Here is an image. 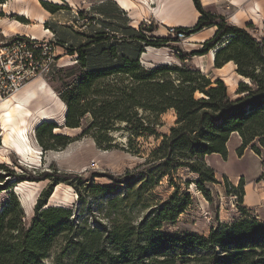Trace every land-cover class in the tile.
<instances>
[{
  "label": "trees",
  "instance_id": "16d2710c",
  "mask_svg": "<svg viewBox=\"0 0 264 264\" xmlns=\"http://www.w3.org/2000/svg\"><path fill=\"white\" fill-rule=\"evenodd\" d=\"M10 1L0 0V6ZM192 1L200 15L197 23L176 30L186 39L212 28L216 31L199 50L183 54L181 66L146 69L141 65L145 48L161 49L180 41L178 37L156 36L154 23L137 31L127 26L123 17L122 38H116L114 31L94 28L92 22L86 24L90 35L81 34L83 37H78L75 30L57 28L59 23L54 21H47L44 27L54 35L56 46L73 60L63 70L62 85L57 90L67 108L64 127L81 130L80 137H90L98 148L109 151L118 148L110 136L118 131L117 125L125 124L131 138L158 135L141 113L156 120L173 110L176 125L150 154L147 167L136 175L161 171V181L179 169H188L198 176L197 188L207 192L206 185L217 184L218 180L205 158H226L233 135L241 140L240 154L249 147L256 154L264 150V39L256 37L253 25H231L224 17L206 10L200 0ZM41 4L51 14L61 10L46 2ZM107 7L110 9L101 12L107 17L104 22L111 19L113 24L117 20L116 5L108 1ZM0 17H4L2 11ZM17 20L28 24L23 17ZM213 50H217L215 69L234 63L236 74L250 81L239 83L236 99L231 98L223 80L213 82L189 64L191 58L206 56ZM57 129L53 122L37 127L35 137L44 151L63 150L74 141L65 134H56ZM73 179L77 176L49 172L41 177L22 175L0 165V193L27 181H52L41 194L29 224L13 194L2 208L0 264H44L60 238L68 240L56 264H65L67 257L68 264H264V222L258 219L218 225L206 237L163 232L164 225L174 223L190 204L189 196L178 197V186L163 206L149 212L137 226L105 225L80 230L71 220L70 210L46 207L54 188L62 183L73 185ZM111 179L124 185L129 178ZM243 186L241 180L239 187Z\"/></svg>",
  "mask_w": 264,
  "mask_h": 264
},
{
  "label": "rangeland",
  "instance_id": "374dc122",
  "mask_svg": "<svg viewBox=\"0 0 264 264\" xmlns=\"http://www.w3.org/2000/svg\"><path fill=\"white\" fill-rule=\"evenodd\" d=\"M108 1L116 5L117 20L113 24L111 19L105 23L107 17L101 13L103 9H110L107 7ZM126 1L130 4V10L123 8L117 0H23L18 3L13 0L12 3L15 4V7H20L21 12H24L22 10L26 11L27 8H33L31 5L33 3L39 13L51 18L50 22H53L54 18V22L59 23L57 28L66 31L75 30L78 37H83L81 34L90 35V27H86V24L92 22L94 28L106 33L114 31L116 38H122L125 34L123 30L125 29L124 18L127 20V26L137 31H141L143 25L149 27L154 23L155 35L160 38L168 37L169 27L157 19L154 12L159 9L162 3L165 5L166 0ZM200 1L206 10L224 17L231 25L233 22L230 21H233L232 19L236 16L241 18V22L247 21L245 24L234 26L247 28L251 24L256 37L264 39V0ZM42 2L59 6L61 10L56 14H51L43 8ZM183 5L187 10L185 0H183ZM250 5H255V9L258 11L257 19L249 17ZM10 8V6L8 8L0 7V11L10 22H19L17 20L19 15L10 14L12 13ZM5 10L10 13H4ZM243 10L246 12L240 13ZM24 14L26 15V12ZM81 14L84 15L81 16ZM191 17L188 14V19ZM179 18L183 17L179 16ZM24 19L28 21V24L25 25H31L30 32H34L33 35L43 36L46 33L44 25L41 26L35 16L24 17ZM33 26L35 27L33 28ZM11 32L16 33L14 30ZM32 34L30 33V35ZM210 35L211 31H208L201 34L200 37L204 39ZM45 36L48 35L45 34ZM192 37L182 38L179 42L161 49L149 50V48H145L144 53L140 56L141 65L146 69H154L163 65L181 66L180 58L183 54L201 48V44L195 42ZM47 38L49 39V37ZM216 51H210L203 57L195 56L190 59L189 64L198 70H200L199 66L206 68L207 63L212 59V54L215 59ZM56 55L59 66L57 71L55 70L56 74L48 79L33 80L17 94L18 96H15L21 97L27 90L44 83L47 92H38V99L32 104L37 105L38 101L43 99L46 102V107L53 108L51 111L53 117L40 120L32 128H29L31 121L25 111L28 109L27 107L19 106L15 110L14 120L10 124L4 123V113H0V165H5L18 174H30L35 177H41L47 172L77 176V179L72 180L73 185L64 183L57 185L46 207H64L70 210L71 220L80 230H93L105 225L108 227L137 226L149 212L163 206V203L171 197L175 192V187L178 186V197L182 199L189 196L190 204L174 223L169 222L164 225L162 231L165 233H194L206 237L218 225L232 224L242 219H258L264 222V150L261 149L260 153L256 154L249 147L240 154L238 150L241 147V140L239 136L233 135L227 145L228 156L226 158L220 155L205 158L207 166L215 171L218 180L217 184L206 185L207 192H202L197 188L195 181L198 176L188 169H179L174 172L171 178L166 176L161 181L158 179L162 174L161 171L137 176V173L143 172L147 167V160L160 145L162 137L168 135L171 128L176 125V113L169 110L156 120L152 116L149 117L148 114L141 113L148 117L152 128L158 135L131 138V131L127 129L126 125L119 124L117 125L118 131L110 134L118 148L109 151L100 149L90 137H80L81 130H67L64 127L67 108L60 100L57 90L62 85L63 70L68 68L73 60L59 48L56 50ZM205 72V75L213 82L217 80L214 75L217 72L215 69L211 68ZM222 75L226 79L225 84H228L226 86L232 99L237 98L236 91L240 82H250L237 76L236 70L227 69ZM59 102L65 106L64 113ZM0 104H2L1 101ZM43 122L55 123L59 127L55 130L56 134H65L74 141L63 150L44 151L35 137L37 127ZM111 178L129 179L124 185H118ZM241 180L244 184L243 189L239 187ZM51 184L50 180L27 181L15 185L12 190L1 192L0 212L13 194L20 201L25 212L26 223L29 224L35 215V207L41 199V194L49 189ZM240 191L241 194L238 193ZM66 240L68 239L60 238L58 240L44 264H56L58 255L66 246ZM64 263H70V258H65Z\"/></svg>",
  "mask_w": 264,
  "mask_h": 264
},
{
  "label": "built area",
  "instance_id": "2783aa9c",
  "mask_svg": "<svg viewBox=\"0 0 264 264\" xmlns=\"http://www.w3.org/2000/svg\"><path fill=\"white\" fill-rule=\"evenodd\" d=\"M168 36L184 38L171 27ZM57 49L54 35L51 39L38 40L28 35H7L0 30V97L11 98L33 80L54 76L59 67Z\"/></svg>",
  "mask_w": 264,
  "mask_h": 264
},
{
  "label": "crops",
  "instance_id": "0c3cea01",
  "mask_svg": "<svg viewBox=\"0 0 264 264\" xmlns=\"http://www.w3.org/2000/svg\"><path fill=\"white\" fill-rule=\"evenodd\" d=\"M12 1L13 0H11L10 2H8L9 4L8 3L6 4L7 5L6 8H8L9 6L11 7L10 9H12V13L6 12V10H5L4 13H6V14H9V13L10 14H16V15H19V17H23V18L24 17H28L29 18V17H34L35 16V18L37 19V21L38 22L40 21L39 23H40L41 26L44 25L47 21H50V19H51V18H48L45 15H42L41 13H39L37 7L32 2H31L32 3L31 5L33 6V8H30V9L27 8L26 11L25 10H22L24 12H21L20 7H15V4L12 3ZM185 1H186V4H187V7H188L187 8V13H186L187 16L186 17H183V18H179V16L176 15V12L178 11V8L176 7L174 9L173 7H171V10L170 11L171 12L174 11L175 12V15L169 16V18H167V20H166L167 22H163V23H165L168 27H170V26L171 27H184V28L193 27L197 23L200 15L196 11L192 0H185ZM163 5H164V3L161 4V6H163ZM4 6H2V7H4ZM254 6L255 5H250L249 6V8H251V9L248 12V14H249V17H256V19H257V14L252 13V9H255ZM25 12H26V15L24 14ZM243 12H246V11L245 10L240 11V13H243ZM188 14H190L192 16L189 19H188ZM157 19H159V18H157ZM159 20L162 21L161 19H159ZM232 20L233 21H230L231 23L233 22L232 25H238L239 26V25H242V24L247 23V21L241 22L242 20L238 16L234 17ZM53 21H55L54 18H53ZM19 24H21V22ZM15 25H16V22H10L9 20L6 19V17H0V30H2L7 35L14 34V33L11 32L12 30H14V31H16L15 34L23 35V36L24 35H28V36H31V37H33L35 39H38V40L48 39L47 37H49V39H50V37H53V34L49 30H47L46 33L44 32L48 36H45V34H43V36H36V35H33L32 34L34 32H30L31 31L30 30L31 29V25H25V24L24 25L21 24V26H19L18 24H17V26H15ZM34 27L35 26H33V28ZM208 31H211V35L208 36L207 38L202 39L200 37V35L203 34L204 32H208ZM215 31H216L215 28L206 30L204 32H201L199 34L194 35L192 37V39H195L194 40L195 42L202 44L205 41L211 39L214 36ZM30 33L32 35H30ZM59 49H61V48H59ZM230 66H232V68H229ZM198 68L204 74L206 73L205 70L207 71V70H210L211 68L215 69L214 68V57H213V59L210 60V62L207 63L206 68H203V66H199ZM227 69H232V71H235L236 70V66L233 63H229V64H227L226 66H224L221 69H215L217 72L214 75L216 76L217 79L219 78V79L223 80L226 83V79L222 75V73H224ZM226 85H228V84H226ZM15 96H18V95H15Z\"/></svg>",
  "mask_w": 264,
  "mask_h": 264
},
{
  "label": "bare ground",
  "instance_id": "6f19581e",
  "mask_svg": "<svg viewBox=\"0 0 264 264\" xmlns=\"http://www.w3.org/2000/svg\"><path fill=\"white\" fill-rule=\"evenodd\" d=\"M14 1L16 3H18V2H22L23 0H14ZM117 1L119 2V4L123 8H125L126 10H130V4L126 0H117ZM144 1L146 2L147 0H144ZM235 1H237V0H235ZM4 7H6V5ZM171 7H173L174 9L176 7L178 8L179 12L178 11H177L178 13L176 12V15H178V16L184 17L187 13V10H186L185 6L183 5V0H167L165 5L160 6L159 9H157V10H154L156 17L161 19L162 22H167L166 20H167V18H169V16L175 15L174 11L173 12L170 11ZM252 13L256 14V13H258V11L256 9H252ZM16 24L21 26V24H19L18 22H16ZM151 49H153V48H149V50H151ZM211 57L213 59L214 54H212ZM46 89H47V87L43 83L41 85L39 84L36 88L32 87L30 90H27L26 93L21 97L13 96L7 100H4L0 97V101L2 102V104H0V113H4V116H3L4 123L5 124L12 123V121L14 120L13 117L15 116L14 115L15 110L17 108H19V106H25V108L26 107L28 108L25 111H27V117L31 121L29 124V128H32L33 125L40 120L51 119L53 117V115L51 113L53 108L49 107V106L46 107L47 106L46 102L43 99L39 100L37 105L32 104L34 101H36L38 99V92H40V91L47 92ZM50 94H52V96H55L53 93H50ZM59 106L62 108V112L64 113L65 106L63 105V103L59 102ZM13 126H14V124H13ZM15 126H17V125H15ZM231 170H233V169H231Z\"/></svg>",
  "mask_w": 264,
  "mask_h": 264
}]
</instances>
